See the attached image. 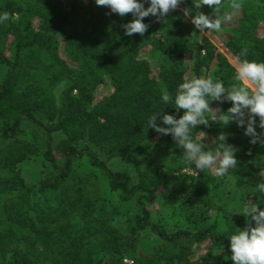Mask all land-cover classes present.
<instances>
[{"label":"trees","instance_id":"obj_1","mask_svg":"<svg viewBox=\"0 0 264 264\" xmlns=\"http://www.w3.org/2000/svg\"><path fill=\"white\" fill-rule=\"evenodd\" d=\"M141 2L147 8L150 0ZM239 2L242 7L233 10L230 0H222L217 13L221 30L209 31L210 36L196 31L189 47L179 19L182 9L191 6L213 15V8L197 9L193 0H182L167 17L144 18L147 31L132 36L122 27L132 21L131 14L120 16L95 0H1L0 15L7 12L10 18L0 22V170L5 171L0 172V264H228L229 238L246 226L247 218L225 216L223 229L210 223L207 212L220 208L214 204L217 176L209 169L194 174V164L183 160L184 150L171 134H158L148 121L158 113L157 124L166 127L162 115H183L174 102L179 85L200 77L211 62L214 77L226 88L237 83V58L264 62V0ZM100 10L103 15L97 18ZM61 44L65 57L59 54ZM244 49L247 54L241 56ZM104 83L113 91L94 103L93 90ZM164 89L172 97L169 103L162 100ZM211 105L223 112L232 106L230 101ZM255 119L256 131L264 132ZM27 126L43 136L39 146L21 139ZM200 130L214 149L215 138L227 134L226 143L237 149L236 168L246 172L238 177L243 204L264 205V193L256 187L264 179L256 181L259 169L248 154L261 145L250 143L235 122L198 125L191 131L194 140ZM55 132L62 134L57 142ZM156 135L159 139L152 141ZM84 137L88 143L78 148ZM150 146L168 150L170 179L160 178L164 163L149 157ZM93 147L109 158H131L136 182L124 171L111 170ZM55 149L64 157L62 163ZM38 154L50 174L35 185L24 180L19 164ZM83 156L120 201L135 202L128 231L113 224L119 207L99 193L91 174L74 172V158ZM187 187L188 196L205 208L195 213L192 229L169 231L151 219L147 203L173 205ZM47 193L50 198L42 201ZM142 230L155 233L160 243L140 249ZM203 244L206 248L195 257L194 247ZM215 245L221 249L214 251Z\"/></svg>","mask_w":264,"mask_h":264},{"label":"clouds","instance_id":"obj_2","mask_svg":"<svg viewBox=\"0 0 264 264\" xmlns=\"http://www.w3.org/2000/svg\"><path fill=\"white\" fill-rule=\"evenodd\" d=\"M96 5L106 6L111 12L120 16L131 14V22L124 24L125 35H143L149 25L144 23V18L154 16L158 18L167 17L170 11H175L182 0H150L149 6L144 7L141 0H95ZM195 8L207 5L213 8V15L209 16L202 12H196L191 17V23L200 32L205 30L220 31L222 19L217 15L222 0H193ZM242 7L239 0H230V8L238 10ZM191 9H183V15L188 18ZM9 13L0 15V22L8 20ZM231 19V15L227 16ZM247 54V49L241 52V56ZM237 83L226 88L220 80L209 76L196 77L179 85L175 96L177 109L183 110V115L176 118L174 115L164 114L160 117L166 127L157 124V114H153L148 121V127L154 129L158 134H171L176 144L183 150V160L194 164L193 173L197 174L204 169L211 170L216 176H224L229 169L237 167L234 146L227 144V134H219L213 143L215 150H206L207 145L201 141L205 139V133L200 132V139L194 140L191 131L198 125L210 126V122L228 125L235 122L238 127L244 128V134L251 137L250 143H259L264 146V132L256 131V117H259V127L264 129V62L239 60L235 64ZM162 100L169 103L172 100L167 89L162 90ZM212 101H230L232 106L226 112L220 108L210 107ZM208 115H205V114ZM257 189L264 193V183H258ZM240 214L250 217L243 229H238L229 238L231 259L234 264H264V209L257 204H245Z\"/></svg>","mask_w":264,"mask_h":264},{"label":"rangeland","instance_id":"obj_3","mask_svg":"<svg viewBox=\"0 0 264 264\" xmlns=\"http://www.w3.org/2000/svg\"><path fill=\"white\" fill-rule=\"evenodd\" d=\"M1 2V0H0ZM188 8L191 9L190 15L188 18H185L183 15V9ZM179 16L180 23L182 25L183 32L186 36V42L189 47H192L195 42V33L199 29H196L195 26L191 23V17L196 14V11L191 6L184 7ZM103 15V10H100L96 17H100ZM154 17V16H152ZM210 30H206V33L209 35ZM210 36V35H209ZM216 44L220 46V43L217 41ZM59 54L62 57H65L63 44L59 47ZM213 62H211L208 68H202L200 77L207 78L209 76L216 78L213 75ZM113 91V86L110 83H104L98 85L93 90V102L96 103L101 100L103 97L111 94ZM210 107L214 108V105ZM205 115H208L207 113ZM200 132L205 133V139L201 142L208 146L206 150H215L211 145H209V136L204 130H200L197 133L198 140L200 139ZM35 136V137H34ZM43 136L41 133L36 132L34 135L33 131L29 126L25 129L21 139L27 141H33L38 146L41 144V138ZM55 142H57L62 134L55 132L54 133ZM159 135H156L152 141H156L159 139ZM88 143L87 137L80 139L77 141L76 146L78 148L83 147ZM40 149V148H39ZM93 150L98 154V156L105 160L106 164L111 170L114 171H124L126 172L130 178L131 183H135L137 179V174L134 167V162L131 158L128 157H107L106 154L101 151L98 147H93ZM54 154L56 156L57 162L62 163L64 157L61 153L55 149ZM147 154L149 157L159 160L164 163L163 167L160 170V178L162 180H168L171 178L173 172L171 171V167L167 165L168 158V150L165 148H159L155 146H150L147 148ZM248 154L251 156L252 163L259 169L258 175L259 178L256 180L260 182L261 179H264V148L261 146H254L248 150ZM73 170L75 173H89L92 178L91 181H94L97 185V189L100 194H102L110 203V205H118L119 214L114 217L113 224L119 228L121 231L126 232L129 230V227L132 223V218L134 213L137 210V206L133 200L129 202H122L118 197V193L111 191L107 185V181L104 175H102L97 169H94L86 159V157H75L73 160ZM20 172L22 177L27 183L38 185L39 182L46 179L50 174V166L46 162V159L42 157L41 154L33 156L27 160H24L19 164ZM183 171L192 173L188 169H183ZM1 173L5 171L0 170ZM246 175L241 169H229L228 173L222 177L217 176L219 181V186L216 190L215 202L216 206L220 208H212L208 211V221L210 223L215 222L217 224L218 229H223L225 225V216L229 217H245L243 214H240L243 207V202L241 200L243 189L239 185L238 177L240 175ZM163 187H159L158 195L161 194ZM189 188H185L176 198L177 200L173 205H167L163 202L156 201L153 203H147V207L151 213V219L155 222L161 223L167 230L171 231L177 228H188L192 229L196 224V216L195 213L205 209L202 205H200L195 199L188 196ZM160 197V196H159ZM50 194L47 193L44 195L42 201L45 199H49ZM40 204H44L41 202ZM261 209H264V205L258 206ZM247 221H250V217H246ZM160 243L159 237L148 230L140 231V236L138 239V247L140 249H150ZM206 244H203L198 247H194L193 255L196 257L204 249L206 248ZM221 248L218 245H215L213 248L214 251H218ZM128 257V256H127ZM228 264H234L232 259L227 258Z\"/></svg>","mask_w":264,"mask_h":264},{"label":"built area","instance_id":"obj_4","mask_svg":"<svg viewBox=\"0 0 264 264\" xmlns=\"http://www.w3.org/2000/svg\"><path fill=\"white\" fill-rule=\"evenodd\" d=\"M124 262H131L130 260H128V259H124Z\"/></svg>","mask_w":264,"mask_h":264}]
</instances>
